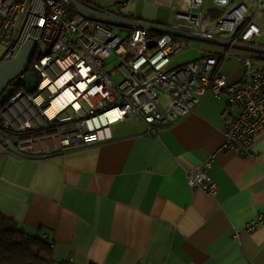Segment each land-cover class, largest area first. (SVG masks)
Returning a JSON list of instances; mask_svg holds the SVG:
<instances>
[{"label": "crops", "instance_id": "0c3cea01", "mask_svg": "<svg viewBox=\"0 0 264 264\" xmlns=\"http://www.w3.org/2000/svg\"><path fill=\"white\" fill-rule=\"evenodd\" d=\"M82 1L129 20L170 28L187 23L177 17L176 0ZM261 1L245 0L249 21L264 27ZM224 11L214 0L205 1L207 19ZM109 24L123 36L133 28ZM165 34L170 33L155 29L149 38L157 41ZM171 35L187 48L174 54L167 68L227 53L219 71L228 84L243 78L245 56L264 69V52ZM218 37L233 39L230 34ZM251 44L264 47V36ZM116 66L117 58L110 57L106 68L120 80ZM162 100L166 104L169 98ZM229 103L227 95L208 92L193 113L169 125L150 129L144 121L127 118L112 125L111 140L47 156L20 154L16 142L8 147L0 117V216L23 234L46 241L58 262L264 264V223L246 229L264 212V132L255 139L254 156L234 149L217 155L210 171L219 186L217 196L187 183L188 170L225 140L222 113ZM31 144L38 151L51 147L53 140Z\"/></svg>", "mask_w": 264, "mask_h": 264}, {"label": "built area", "instance_id": "2783aa9c", "mask_svg": "<svg viewBox=\"0 0 264 264\" xmlns=\"http://www.w3.org/2000/svg\"><path fill=\"white\" fill-rule=\"evenodd\" d=\"M74 1L0 0V47L5 48L0 64L18 57L33 41L36 48L28 69L39 77L35 90L19 89L0 107L4 143L8 147L18 143L20 154L47 156L111 140L112 125L127 118L144 121L150 129L169 125L193 113L208 92L227 95L230 103L222 113L225 140L207 160L187 172L190 187L217 196L219 186L210 173L217 155L234 149L243 156H254L255 139L264 132V69L257 67L253 57L245 56L243 78L228 84L219 71L227 53L167 68L172 56L187 48L186 43L165 34L151 47V29L135 26L123 36L108 22L77 10ZM205 1L176 0L177 17L187 23L175 28L204 36L230 34L250 43L264 36V27L249 21L245 0L234 4L214 0L225 9L214 20L205 17ZM260 7L264 11V0ZM112 56L117 58L120 80L106 68ZM19 78L24 79L25 73L10 83L15 85ZM163 96L169 98L166 104ZM54 104L58 109L49 114ZM29 130L43 133L17 134ZM44 139L53 140L52 146L35 150L31 142ZM263 223L261 212L246 229Z\"/></svg>", "mask_w": 264, "mask_h": 264}, {"label": "water", "instance_id": "95a60500", "mask_svg": "<svg viewBox=\"0 0 264 264\" xmlns=\"http://www.w3.org/2000/svg\"><path fill=\"white\" fill-rule=\"evenodd\" d=\"M73 5L77 10H79L83 14L96 20H102L109 23H116V24L128 25L133 27L142 26V27H147L151 30H155V29L162 30L170 34H177V35L205 40L209 42H216L226 46L238 47L251 51L253 50V51L264 52V47L258 46L256 44L246 43L244 41H239L234 38L230 39V38H222L218 36H204L183 30H178L175 27L170 28L144 21L129 20L114 13L104 11L82 0H75L73 2ZM156 43L157 41L150 40L151 47L155 46ZM35 48H36L35 42L31 41L25 46V48L22 50V52L19 54L18 57L0 64V93H3L5 91L6 87L9 85L12 79L16 78L17 76H19L21 73L25 72L28 69Z\"/></svg>", "mask_w": 264, "mask_h": 264}, {"label": "trees", "instance_id": "16d2710c", "mask_svg": "<svg viewBox=\"0 0 264 264\" xmlns=\"http://www.w3.org/2000/svg\"><path fill=\"white\" fill-rule=\"evenodd\" d=\"M50 245L26 235L0 216V264H49L54 261Z\"/></svg>", "mask_w": 264, "mask_h": 264}, {"label": "rangeland", "instance_id": "374dc122", "mask_svg": "<svg viewBox=\"0 0 264 264\" xmlns=\"http://www.w3.org/2000/svg\"><path fill=\"white\" fill-rule=\"evenodd\" d=\"M4 51L5 48L0 47V53H3ZM24 73H25L24 83L19 84L21 80V78H19L17 80V84H18L17 86L9 84L6 87L5 91L3 93H0V106L4 102H7L11 98V96L19 89L26 88L29 91L35 90L39 79L37 73L32 68H29Z\"/></svg>", "mask_w": 264, "mask_h": 264}, {"label": "bare ground", "instance_id": "6f19581e", "mask_svg": "<svg viewBox=\"0 0 264 264\" xmlns=\"http://www.w3.org/2000/svg\"><path fill=\"white\" fill-rule=\"evenodd\" d=\"M58 109V105L54 104L51 108L48 109L49 114H53Z\"/></svg>", "mask_w": 264, "mask_h": 264}]
</instances>
